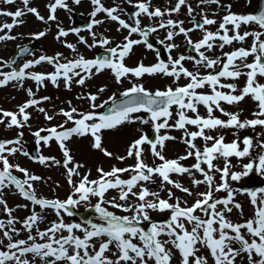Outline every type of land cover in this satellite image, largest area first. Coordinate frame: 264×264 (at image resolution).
I'll return each instance as SVG.
<instances>
[{
    "label": "snow or ice",
    "instance_id": "obj_1",
    "mask_svg": "<svg viewBox=\"0 0 264 264\" xmlns=\"http://www.w3.org/2000/svg\"><path fill=\"white\" fill-rule=\"evenodd\" d=\"M89 2L86 27L66 29L58 12L68 13L71 20L74 6L82 0H48L46 17L33 0H0V17L11 21L0 23V44L18 41L20 35L13 32L31 15L46 26L31 33V40L47 38L55 26L54 40L70 53L35 57L28 46L18 45L12 58H0V89L12 86L28 97L15 111L0 108V126L16 130L14 138L0 139V212L5 217L0 218V264H264V186H238L253 173L264 178V0L247 13L234 12L223 0H171L166 7L155 0ZM246 4L251 6L252 0ZM180 15H186L192 26L185 27ZM106 22L114 23L117 33H127L123 42L114 43L97 31ZM160 32L164 36H157L155 43L162 50L150 42ZM196 32L201 36L194 41ZM70 35L77 37L75 43L67 39ZM180 37L194 55L179 52ZM78 45L104 49L106 55L88 59ZM141 45L155 53L156 63L127 66L126 59ZM28 56L34 58L18 64V58ZM41 66H51L52 71H37ZM106 70L116 84L130 85L119 93L120 99L113 94L97 104L99 95L89 92L76 97L88 101L87 111L71 100L67 110L53 114L41 106L52 101L51 96H37L49 85L70 92L73 85L84 88ZM146 76L168 78L171 83L150 90L141 82ZM26 82L35 90L25 87ZM248 102L255 106L251 118L243 117L240 108ZM106 105L103 113L97 111ZM29 110L43 114L48 122L63 117L59 125L31 132L38 157L24 144L23 130L31 128L33 119ZM136 124L150 126L154 138L138 128L141 134L128 143L123 155L108 150L106 131ZM229 130L230 142L225 134ZM245 130L251 134L241 136ZM172 131L180 132V137L169 134ZM73 138L89 139L90 150L109 160L133 163L113 164L107 171L97 166L92 179V170L72 154ZM53 142L61 159L39 154L40 145L50 148ZM168 142L183 144L185 154L168 158ZM18 156L63 168L70 188L66 199L38 196L36 185L47 181L17 163ZM190 159L195 162L187 166L184 162ZM9 194L25 203L9 206ZM239 196L247 197L250 214ZM80 206L89 215L79 213ZM20 209L28 212L22 219L16 215ZM49 213L55 219L49 221ZM154 215L165 218L156 220Z\"/></svg>",
    "mask_w": 264,
    "mask_h": 264
},
{
    "label": "rangeland",
    "instance_id": "obj_2",
    "mask_svg": "<svg viewBox=\"0 0 264 264\" xmlns=\"http://www.w3.org/2000/svg\"><path fill=\"white\" fill-rule=\"evenodd\" d=\"M33 6H37L41 12L42 15L47 16V11L45 8V4L48 2V0H33ZM171 0H155L157 4H159L161 7H166L170 5ZM107 5H111L113 0H105ZM223 3L225 4H232V10L234 12H241V13H247V12H252L255 5L257 2L255 0H252L251 6H248L246 4V0H223ZM22 6V5H19ZM125 8L128 6L125 4ZM5 10H15V6H5ZM92 10V7L90 5V2L87 0H82V4L80 6H74V12L71 14L72 16L74 14H80L84 16H88L90 11ZM223 15V11L220 13ZM59 19L63 22L62 26L65 27L66 29L70 27H75V24L73 23L72 19H69V14L64 12V11H59L58 12ZM98 18H103L98 17ZM175 18V17H174ZM199 18V17H197ZM219 18V17H217ZM27 20V23L18 28L15 29L13 34L14 35H20V39L15 42H7V44H0V57L4 59H9L11 53H13L14 49L23 43L27 42H33L34 43V53L35 57H38L41 54H48V55H53L56 52H63L66 56H70L69 50L65 49L59 42L55 41L53 38V34L55 33V26H53L52 32L47 36V38L41 39L40 41H35L30 39V34L31 33H36L40 30H43L46 26L43 25L42 23L38 22L33 16L29 15L28 17L25 18ZM179 19L185 20V27H191L192 25L188 23V18L186 15H180ZM4 22H11L8 18L0 17V23ZM145 24L148 23L147 20L144 21ZM116 25L111 22H106L103 27L97 29L98 32H104V35L108 36L109 38L113 39L114 43H121L123 42V36L127 35L126 32L117 33L116 32ZM104 29H109V31L105 32ZM214 30V29H213ZM81 35L85 36L89 42L91 43V38L88 35L87 31H83ZM157 36L159 38H163L164 33L160 32L159 34H153V37L157 39ZM201 36V33L196 32L192 34L193 40H198ZM70 42L75 43L77 41V37L74 35H70L67 38ZM176 43L181 44V48L179 49V52H182L186 55H188V51L186 50V47L184 46V41L183 37H180L176 40ZM114 46V45H113ZM161 46V45H160ZM162 47V46H161ZM95 49V48H94ZM94 49H87L84 46H79V51L81 54H83L86 58L90 59L92 57ZM229 48H225V51H229ZM176 54V53H174ZM215 54H219V50H216ZM209 55H212V53H209ZM34 57L29 56L28 59H32ZM165 58V57H164ZM129 63L131 65L133 64H138L139 62H143L144 65H152L156 63V57L155 53L148 51L145 49L144 46H137L134 48L133 53L130 55L129 58ZM187 66V65H186ZM188 67V66H187ZM191 69V67L189 66ZM37 71H44V72H51L52 68L51 66H41L36 69ZM145 84V86L149 89H157V88H165L168 86L171 81L168 78L164 77H144L143 80L141 81ZM181 83H184V81H181ZM164 85V86H163ZM25 87H32L33 90H35L34 85L32 82H26ZM100 87H105L107 90L103 93H98V89ZM130 87V85L127 83H124L122 85H118L115 83L114 77L111 75V73H104L103 76L100 77H94L92 80L87 82V86L84 88L78 87L76 85H73L72 91H66L63 86L61 88L56 89L53 88L51 85H49L47 88L42 89L39 93H37L38 97L42 96H51L52 101L46 102L45 104L41 105L42 107H45L48 111L49 114H53L54 112L59 111L60 108L68 109V104L67 101L71 100L73 105L76 106L80 111H87L89 110V104L88 101L86 100H77L76 97L80 95L81 93L87 94V93H93V94H98L99 99L104 101L108 100L111 94H115L118 92H121L125 88ZM28 99L25 91L23 90H18L15 87L8 86L5 88L0 89V108H3L4 110H10V111H15L17 110L18 105L24 103ZM103 101V102H104ZM8 105V107H7ZM32 116L33 119L30 121L31 123V128H25L24 131V144L29 145L31 143H35V138L31 135V132L38 130L39 128L43 127H51L55 125H59L63 123V117H57L55 120L48 122L44 120L43 114H40L36 111H32ZM251 112L243 110V117L251 118L250 115ZM242 117V118H243ZM42 123H41V119ZM42 124V125H41ZM71 126V125H69ZM138 128H143V131L148 133L149 130H151L150 126H141L139 124L136 125H128V126H123L120 130L117 131H106L104 133V143L106 147L108 148L109 151H112L116 155H123L125 153V148L128 145V143L135 139L139 131H137ZM4 135L1 137V139H7V138H13L16 135V130H4L3 126H0V136L2 132H4ZM227 134L230 136L231 131H227ZM171 135L180 137L181 133L178 131H172L169 133ZM251 134L248 130H245L241 133V136L243 135H248ZM227 139V138H226ZM198 143H200L198 141ZM36 144V143H35ZM167 144H170L171 147L170 149L169 146H166L165 149V154L168 158H176L178 155H183L185 154V146L179 142H168ZM70 147L72 148V154L75 156V159L79 162H83L87 168H90L92 170V179L95 176V168L97 166H103L105 171L110 169V166L115 164L118 167H124L126 165H130L133 163L132 160L126 161L124 164L119 163L116 160H109L105 157H103L102 154H100L98 151L90 150L89 148V139H77L73 138V142L70 144ZM56 149V146L54 142L52 143L51 147H45L43 145H40V154L43 153L44 156H53V151ZM54 157L57 159L62 158V154L59 151V148L56 150L54 153ZM149 155V163H152V159ZM23 160L22 163L19 161H16L19 163L22 167H25L27 169H34L31 170L36 175H40L45 178L46 181H51L52 184H59L63 181H66L65 175H64V169L63 168H57V167H44L42 165H37L32 162L26 157L23 156H18L16 160ZM29 160V162H28ZM194 160H188L185 161L184 163L187 166H190L192 163H194ZM158 163V161H157ZM26 164L27 166L23 165ZM35 165V166H33ZM63 169V171H62ZM38 172L36 173L35 172ZM237 170H240L239 167H237ZM127 175V174H125ZM252 175H255L254 173ZM251 175V176H252ZM97 176V174H96ZM250 176V177H251ZM257 178H261L257 175H255ZM175 178V177H174ZM246 180L243 179L241 183ZM186 186L189 184L188 180H183L182 181ZM159 184V181H157V185ZM42 186H44V183H38L36 185L37 190L42 191ZM204 189L201 188V191ZM65 190H61V192L58 195H55L54 193L50 192L53 196H64L65 195ZM42 193V192H40ZM178 196L182 195L181 193L177 192L176 193ZM110 195H115V193H110ZM162 195H164L162 193ZM218 195H223V194H218ZM241 199L240 201L243 202L245 206V211L247 214H250L251 209L248 204V200L245 199V196H239ZM245 197V198H244ZM7 202L9 206H16L18 204H23L25 203L20 197L14 194H9L7 196ZM191 203V200H189ZM95 203V201H93ZM16 215L19 218H24L26 215H28V212L26 210L20 209L16 213ZM0 218H5L3 213L0 212ZM48 220L51 221L55 219L54 215L52 213L48 214ZM160 218H165L164 216H158L154 215L153 219L159 220ZM233 219H236V217H233ZM41 227H45V225H41Z\"/></svg>",
    "mask_w": 264,
    "mask_h": 264
},
{
    "label": "bare ground",
    "instance_id": "obj_3",
    "mask_svg": "<svg viewBox=\"0 0 264 264\" xmlns=\"http://www.w3.org/2000/svg\"><path fill=\"white\" fill-rule=\"evenodd\" d=\"M33 2H35V1H33Z\"/></svg>",
    "mask_w": 264,
    "mask_h": 264
}]
</instances>
